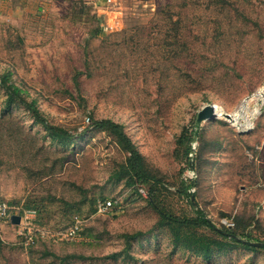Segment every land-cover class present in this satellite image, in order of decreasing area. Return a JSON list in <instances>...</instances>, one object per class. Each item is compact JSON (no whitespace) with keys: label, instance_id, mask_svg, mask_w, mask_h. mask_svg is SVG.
Listing matches in <instances>:
<instances>
[{"label":"rangeland","instance_id":"374dc122","mask_svg":"<svg viewBox=\"0 0 264 264\" xmlns=\"http://www.w3.org/2000/svg\"><path fill=\"white\" fill-rule=\"evenodd\" d=\"M6 72L51 123L76 134L70 143L53 142L20 103L5 111ZM210 104L221 115L199 125L188 156L182 137ZM90 117L124 126L168 211L201 210L215 227L264 242V0H0V201L38 210L34 246L0 222V264H264V251L240 246L210 261L175 247L149 187L114 176L128 153ZM191 178L196 205L178 192ZM100 200L114 207L99 212ZM75 221L77 235L66 238ZM138 231L131 257L103 258Z\"/></svg>","mask_w":264,"mask_h":264},{"label":"trees","instance_id":"16d2710c","mask_svg":"<svg viewBox=\"0 0 264 264\" xmlns=\"http://www.w3.org/2000/svg\"><path fill=\"white\" fill-rule=\"evenodd\" d=\"M100 32L101 28H97L94 30L95 35H98ZM80 75H82L81 72H78L75 75V82L78 89L79 85L77 79ZM9 77L10 74L6 72L1 78V86L7 94L5 111L10 110L14 103H20L24 105L31 112L35 121L43 126L44 130H46L47 134L50 136L52 141L58 143L61 146L67 145L76 137V134H73L67 129L51 123L37 108L36 101L28 102L23 96V90L18 86L9 83ZM79 101L84 107H87V100L81 94L79 95ZM89 121H91V127L111 132L116 137L122 149L128 153L126 162L120 166L119 170L115 172L114 176L118 180L124 179L129 187H149L148 202L153 208V210L159 215V225L161 227L171 228L174 235L175 247L181 246L188 251H193L198 256H201L207 261H210L212 259V255L216 251H227L231 247L240 246L248 250L264 251V246L256 247L250 245V242L261 243L263 241H255L250 237H247V239L239 238L234 231L227 230L226 228L219 229L212 224V222L206 217V215L201 210H198L196 212V216L194 218H181L168 211L165 207L158 203L156 187L158 183H160L159 180L148 169L144 156L139 152L137 147L132 142V139L127 135L124 126L120 123L115 122L112 119H96L94 117H90ZM198 130L199 126L197 125V123H195L194 133H187L182 137V142L186 144V154L188 156L193 153L191 142H193V137L198 135ZM190 161L191 160H189V163ZM195 186L196 180L191 178L188 180L187 183L182 182L181 186L178 188L179 194L185 198H188L191 204H193L192 197L194 196V194L191 193L190 190ZM98 205L99 203H96V210L98 209ZM26 209H34L38 213V210L36 208L27 207ZM75 226H79L76 221L71 228ZM193 228H204L214 231L219 236V239H211L206 235L198 236L184 232V230H189ZM142 235L144 234L141 231H138L133 234H123L122 237L125 238L126 241L123 250L119 252H114L103 258L109 260H116L124 256L127 258L131 257L130 250L132 247V242L133 240L141 237ZM72 256L80 259H88L86 256L83 255Z\"/></svg>","mask_w":264,"mask_h":264},{"label":"built area","instance_id":"2783aa9c","mask_svg":"<svg viewBox=\"0 0 264 264\" xmlns=\"http://www.w3.org/2000/svg\"><path fill=\"white\" fill-rule=\"evenodd\" d=\"M110 2V1H108ZM114 207V202L111 200L102 201L98 205L99 212H110ZM14 215L21 217L19 226L12 224V218ZM37 211L34 209H15L8 202L0 201V222L9 223L15 227L20 228L18 235L23 239L24 243L28 246H34L37 242V237L33 233V222L37 218ZM225 225L232 227V223L224 222ZM79 226H75L69 229L65 236L66 238H73L77 235Z\"/></svg>","mask_w":264,"mask_h":264},{"label":"water","instance_id":"95a60500","mask_svg":"<svg viewBox=\"0 0 264 264\" xmlns=\"http://www.w3.org/2000/svg\"><path fill=\"white\" fill-rule=\"evenodd\" d=\"M219 116L220 115L217 112L216 106L210 104V105L205 106L204 108H202L198 112L197 118H196V123L199 126L203 122H205L207 120H210V119L217 118ZM225 118L226 119H229V120H234L233 117H232V115H229V114H226L225 115ZM190 169L192 171L194 170V162H193L192 159L190 161ZM192 202H193V205H196L195 197L194 196L192 197ZM20 222H21V217L19 215H14L13 218H12V224L15 225V226H19L20 225ZM250 245L256 246V247H263L264 246V243L263 242H261V243H259V242H250Z\"/></svg>","mask_w":264,"mask_h":264},{"label":"bare ground","instance_id":"6f19581e","mask_svg":"<svg viewBox=\"0 0 264 264\" xmlns=\"http://www.w3.org/2000/svg\"><path fill=\"white\" fill-rule=\"evenodd\" d=\"M216 108H217V112H218V114L221 115V114H220L221 112L219 111V110H221V109H219L220 107L216 106ZM245 109H246V104H244V105L242 106V110H241V113H242V114H241V115H243V114L245 113ZM219 112H220V113H219ZM241 115H240V116H241ZM240 116H239V117H240ZM237 117H238V116H237ZM240 119H241V117H240ZM234 121H239V118H235V117H234ZM246 125H247V126H251L252 123L250 122V123H247Z\"/></svg>","mask_w":264,"mask_h":264}]
</instances>
